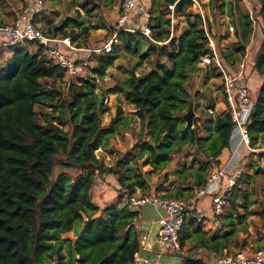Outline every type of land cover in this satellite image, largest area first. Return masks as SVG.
Listing matches in <instances>:
<instances>
[{
    "label": "trees",
    "instance_id": "1",
    "mask_svg": "<svg viewBox=\"0 0 264 264\" xmlns=\"http://www.w3.org/2000/svg\"><path fill=\"white\" fill-rule=\"evenodd\" d=\"M241 1L219 5L221 11L228 7L235 24L237 43L220 49L231 67L246 56L255 32ZM210 2L215 5L218 0ZM106 3L114 8L118 0ZM252 3L262 25V41L253 64L246 59L253 98L247 127L250 146L262 149L264 0ZM171 4H175V16L186 22L182 31L173 36ZM81 5L89 17L100 7L89 0ZM150 12L156 42L139 32H120L119 44L111 52L91 57L90 74L75 82L69 80L64 89L57 84L65 71L47 61L36 43L32 50L27 44L11 48V54L0 63V264H74L73 247L78 256L75 264H139L136 253L141 247L137 228L140 211L129 205L98 204L93 194L96 182L112 176L120 194L127 191L136 195L140 191L141 195H150L151 175L165 169L172 157L186 147L192 148L193 164L172 173L179 182L174 190L160 194L166 191L160 183L157 194L188 201L190 214H195L197 193L206 188L211 172L228 161L234 127L229 109L202 124L195 120L192 126L183 117L193 99L190 79L202 70L201 58L210 50L201 14L193 9L192 0H151ZM80 15L67 16L57 25L47 24L43 31L59 39L69 38L82 47L85 39L80 37L88 36L96 26L91 19L88 23L81 20ZM206 20L211 31L208 16ZM113 32L114 28L109 35ZM2 53L0 50V56ZM123 53L138 58L139 63L135 67L130 63L121 79L102 87L104 77ZM153 55V68L139 72V67ZM205 68L210 69L212 77H220L215 68ZM254 73L259 85L253 91ZM97 77L102 84L96 83ZM108 94H122L126 100L119 101L110 122L103 124V115L110 111L104 102ZM219 102L225 103V96ZM123 105L131 106L129 113H125ZM37 106L49 107L50 117L40 119ZM135 121L139 131L134 145L124 153L111 146L115 136L123 135ZM107 148L117 156L114 165L106 164L97 155L99 149ZM147 165L151 168L144 170ZM261 169L256 168V172L264 174ZM165 180L168 181L167 174ZM244 196L247 199L243 204L248 209L250 195ZM234 197L235 190L231 197L235 206ZM229 217L224 222L217 216L222 229L227 230L210 238L200 223L190 218L181 231L182 264L210 263L198 254L197 248L218 254L231 242L237 245L235 237L244 227L235 222L239 216L232 213ZM70 232L73 236H66ZM188 243L191 246L184 250Z\"/></svg>",
    "mask_w": 264,
    "mask_h": 264
},
{
    "label": "built area",
    "instance_id": "2",
    "mask_svg": "<svg viewBox=\"0 0 264 264\" xmlns=\"http://www.w3.org/2000/svg\"><path fill=\"white\" fill-rule=\"evenodd\" d=\"M46 0H32L23 7L22 11L10 23L0 24V50L11 49L16 46L28 43H36L42 48V54L47 61L59 65L70 78L71 82L78 78L90 74L92 61L91 57L100 53L111 52L113 47L119 44V33L139 32L149 40L156 42L152 35V14L146 8L142 0H121L119 13L114 26V32L108 41L102 46L85 49L88 53L85 57H74L70 51L76 50L70 43L69 38L59 39L44 33L39 25L38 16L45 9ZM198 2L199 0H192ZM200 5V4H199ZM169 9L174 12L175 4L169 5ZM203 19L204 29L209 39L210 50L200 61V66L213 67L220 75L225 96V104L230 110L234 127L230 137V146H233L228 161L216 167L208 178L206 188L197 193V198L207 197L214 215H220L231 205V197L235 188L239 184L244 172L242 148L255 151L250 146V136L248 132V119L253 107V98L250 94V84L246 74V60L243 59L236 66L231 67L221 56L216 44L213 41L212 33L207 26L204 13L199 10ZM140 13L143 16L140 27L131 26L130 21L134 14ZM172 31L174 27V16L171 15ZM234 28L231 26V30ZM63 44V46H61ZM97 84H102L100 78L96 79ZM109 95L104 102L109 101ZM213 117H216L214 110H209ZM123 197L133 208H140L145 204H152L160 209V228L156 236L157 242L162 248V252L180 256L183 252L181 245V231L183 230L188 217L189 202L182 199L166 198L160 194L131 195L123 191ZM197 222H204L211 217L204 211H197L193 216ZM136 258L141 259L139 252ZM142 264H157L147 259H141ZM209 264H264V248L252 253L239 251L236 254L226 253Z\"/></svg>",
    "mask_w": 264,
    "mask_h": 264
},
{
    "label": "rangeland",
    "instance_id": "3",
    "mask_svg": "<svg viewBox=\"0 0 264 264\" xmlns=\"http://www.w3.org/2000/svg\"><path fill=\"white\" fill-rule=\"evenodd\" d=\"M32 0H0V23H10L12 22L16 15L20 13V11L23 9V7L27 4H29ZM224 1H231V0H218L217 4H211L210 0H199L198 2H193V9L195 8L199 11L201 10L204 15L209 17L211 22V28L212 30L217 34L219 31H221L222 37L227 38L229 35L232 37L231 45L233 46L235 43H237V39L235 37V24L233 23V19L228 15V7H224L223 11L219 10V5ZM85 2V0H46L45 1V9L41 13V18H39V25L41 28L45 31L47 24L57 25L60 23V21L67 17H77L79 14L82 16L81 20L88 23L87 20L91 19L92 23L97 26L96 29H92L90 31V34L86 37H80L82 39H85L82 42V46L88 47V48H96L99 46H102L106 40L109 38V34L112 31L113 26L116 23V13H117V7L120 2L118 0V4L116 7L112 8L110 5L106 3V0H89L91 3L99 4L100 7L96 8V11L93 12V16L89 17L85 10L82 8V3ZM241 7L243 12L249 13L253 24L255 27V32L253 35L252 40L254 42L256 41V36L259 34V36H262V25L260 26L258 20L256 19V16L253 12V3L252 0H242L241 1ZM233 15V14H232ZM179 24L186 25L185 19L182 17H179ZM234 18V15L233 17ZM114 24V25H113ZM172 24V23H171ZM177 26V31H179L181 28L180 26ZM105 25V29H98L99 26ZM176 26V24H175ZM231 26L234 28L231 30ZM177 33V32H176ZM179 33V32H178ZM261 34V35H260ZM216 37V36H215ZM220 39H223V38ZM262 41L261 39H259ZM71 41V40H70ZM230 42V41H229ZM253 42V43H254ZM252 44L249 43V45ZM72 45L75 47L77 46L76 43L72 42ZM248 45V46H249ZM27 47H29V50L35 49L36 45L34 43L27 44ZM247 46V47H248ZM11 54V50L6 49L3 50V53L0 56V63ZM132 56L126 55L123 53L122 58L118 59L111 69L108 71L107 75L104 77L103 86L106 87L108 85H113L114 82L121 79L125 74L128 67H130V63L132 64V67L137 66L139 63L138 58H131ZM246 59V56L243 58ZM155 56H151L149 59L144 61L143 65L139 67V72H147L150 69L153 68ZM94 64V62H93ZM205 67H202L201 74L199 75H193L190 79L189 87L195 91L197 89H205L202 92H198L199 96L202 97L204 102L202 103V112L204 111V114L202 116V121L204 122L206 119L210 118V114L206 109L209 107V102L211 97L214 95V92H217L218 96L220 98H224L223 94L224 92H220L222 82L220 83L219 78H214L210 83L204 84L202 82V78L205 74ZM256 78V77H255ZM252 78V85H253V91L257 88L256 79ZM70 80V78L65 75L63 80H59L58 86L60 89H64L67 82ZM78 80V79H77ZM98 89V88H97ZM100 91V88H99ZM109 95V94H108ZM119 94H110L109 101L105 104H107L110 107V111L103 115V124H108L112 118V116L115 114L116 107L119 103L120 97L117 98ZM219 98V99H220ZM218 99V100H219ZM214 102H218L216 99L213 100ZM125 113H129L131 106L123 105ZM37 111L40 112V119H44L47 117H50L51 109L47 106H37ZM197 111L199 112L198 108ZM139 131V123L138 121H135L132 123L128 129L124 132L123 135L119 134L115 136V140L111 142V146H114L116 148H119L121 152H126L131 148L134 143L137 140L136 134ZM110 148V147H109ZM255 151H248V155L243 156V162L245 165V172L235 188V197L234 202L236 205L234 206V203L231 204L229 207H227L223 213L218 215L219 217H222L221 221L226 222L227 217L228 220H230V215H237V219L235 222L238 226L244 227L241 229L240 232L237 233L235 239L238 241V244H242L241 242H244L245 240L251 238L254 234H263L264 232V174L257 173L256 168H262L261 170H264V148H254ZM193 153L194 150L192 148H185L184 151L176 156H173L170 160L168 166L163 169L160 172H155L151 175V178H149V182L151 184V194H156L157 192V186H159L160 183H162L166 189L176 187L178 182V179L176 176H173L172 173L175 171H179L182 169L184 165L191 166L193 164ZM262 154V156H260ZM98 157H100L104 162L108 165H114L117 156L110 153V149H99L97 151ZM243 155V154H242ZM253 156L254 159H253ZM253 159V160H252ZM246 161V163H245ZM151 167L149 165L144 166V170H148ZM165 174L168 175V181L165 180ZM162 192V191H160ZM159 192V193H160ZM248 193L250 206L249 208H245L243 202H245V199H247ZM162 194V193H160ZM123 196V195H122ZM243 196V197H242ZM245 197V198H244ZM244 198V199H243ZM189 218L187 219L188 222ZM227 230L226 227H223V231ZM66 236H73V233H67ZM235 245V246H238ZM235 246H232V242L230 243V247L228 249L229 253L235 254L237 249ZM253 252L257 250V248L253 247ZM185 250V249H184ZM184 252V251H183Z\"/></svg>",
    "mask_w": 264,
    "mask_h": 264
},
{
    "label": "crops",
    "instance_id": "4",
    "mask_svg": "<svg viewBox=\"0 0 264 264\" xmlns=\"http://www.w3.org/2000/svg\"><path fill=\"white\" fill-rule=\"evenodd\" d=\"M120 3H121V0H120V2L118 4V7H117L116 19H117L118 13H119ZM142 3H143V5L146 8H148L150 10L151 0H142ZM195 11H198V10L195 8ZM172 14L174 16V21H173L174 22V27H173V31H172V27H171V35L173 36L174 34H178V32L180 33L182 31L184 25L183 24H179L180 18L176 17L174 12L171 11L170 17H171ZM39 18H41V14L38 16V19H37L38 22H39ZM142 19H143L142 14H140V13L134 14L133 18L130 21L131 26L139 28ZM175 24H176V26H175ZM178 24H179V26L181 28L179 31H177L178 30L177 29ZM114 26H113V28H114ZM96 28H97V26H96ZM105 28H106L105 25H101V26L98 27V29H105ZM211 33H212L213 41L216 44V46H217L219 51H220V49H226V48L232 46L230 44L231 41H232V37L230 35L227 38H224V37H222L223 34H221V31H219L216 34L212 30V28H211ZM221 37L223 39H220ZM261 37L262 36H259V34H258L256 36V41L254 42V40H252V44L247 47L246 59L247 60H251L252 64L254 62L255 53H256L257 49L259 48V39H261ZM218 41H219V43H218ZM70 43H71V41H70ZM162 43L163 42H159V44H162ZM165 43H167V42H165ZM61 46H63V44H61ZM74 48L76 50L70 51V53H72V55L74 57H85V56H87L88 53L86 52L85 49H87L88 47H85V46L77 47V46H75ZM201 71L197 75L201 74ZM253 76L257 77L256 78V83H257V85H259V82H258L259 81V77H258V75L254 73ZM107 77H109V76L107 75ZM216 78H219L220 83H221L220 77H216ZM212 79H213V77H212V75L210 73V69L206 68L204 77L202 78V82L204 84H206V86H207V84L210 83L212 81ZM220 85H222V84H220ZM204 90H206V88L203 89V90L202 89H200V90L197 89L195 91H193L191 89V92L193 94V99H194V107H195V104H196V107L194 108V111H195V119H194V121L197 120L198 124H202L203 123L202 116L204 114V111L202 112V108H203L202 107V105H203L202 103L204 102V100L202 99V97L199 96L198 92L199 91L202 92ZM217 92H219V91H217ZM217 92H214V95L211 97L210 102H209L210 105H209L208 109H206L209 114H210V112H209L210 109L214 110L216 115L222 114V113H224L227 110L226 104L224 102H219L218 99L220 98V96H218ZM220 92H223V86H221ZM119 97H120V99H122V101L126 100L125 96L122 95V94H119V96H117V98H119ZM223 97H224V94H223ZM214 99H216L218 102L217 103L216 102L213 103ZM197 108H198L199 112L197 111ZM210 116L213 117L211 114H210ZM232 149H233V146L231 147V150ZM248 151L249 150L247 148H242L241 154H243V156L248 155ZM254 157L255 156H253V159H254ZM245 163H246V161H245ZM118 187L119 186L117 185L116 179L114 177H112V176H107L105 180H98L96 182L95 186H94V189H93V194H94L95 201L98 204H101V205L115 204L118 207H123V206L129 205L126 202V199L122 196V194H120V192L117 191ZM172 190H174V187H172V188L169 187V188L166 189V191L164 190V191H162L160 193L169 192V191H172ZM136 195H141V192L138 191L136 193ZM131 208L132 209H136V208H133V207H131ZM194 209H195V212L204 211V212L208 213V215L211 217L210 219H207L204 222H198L203 227L205 232H207V236L209 238L212 235H214V234H219V233H223L224 232L223 229H222L220 221L217 220V216L218 215H214L213 214V212L211 210V207H210V201H209V199L206 196L198 198V201L196 202ZM136 210H138V209H136ZM156 213L157 212L153 208H151L148 211V216H153ZM191 214L192 215H190L188 217L189 219L192 218V216H193V213H191ZM144 218H145V216H142L141 213H140L139 220H138V223H137V228L139 230V233L142 235V237L144 236L143 238H144V241H145L146 238H147V235L149 234V231L147 230V228H145V227H147V223L144 222L143 223L144 227L142 229L139 228L140 219H144ZM151 218H149V219H151ZM241 243L242 244H238V246H235V243L232 244V246H235V248L237 249L236 253H238L239 251L252 253L253 252L252 250H254L253 247L254 248L256 247L257 250L258 249H262V248H264V232H263L262 235L256 233L251 238H249V239H247V240H245L244 242H241ZM190 246H191V244L188 243V245L186 246L185 250L188 249ZM229 248H231V247L229 246L223 252L218 253V254L211 253L210 251L207 252V250H205L203 248H197V250H198V254H202L208 260V262H212V261H215L217 258H219L221 255L229 253V251H228ZM140 249H141V247H140ZM138 252H140V251H138ZM139 256H140V254H139ZM173 256H175V255H173ZM141 259H137L136 258V260L138 261L139 264H142V260ZM157 264H159V263H157Z\"/></svg>",
    "mask_w": 264,
    "mask_h": 264
},
{
    "label": "water",
    "instance_id": "5",
    "mask_svg": "<svg viewBox=\"0 0 264 264\" xmlns=\"http://www.w3.org/2000/svg\"><path fill=\"white\" fill-rule=\"evenodd\" d=\"M183 117L187 121L188 126H192L195 119V111H194V99H191L188 111L183 114ZM153 208L157 213L153 216H148V211ZM142 216H145L144 219H140L139 228L142 229L144 227L143 223H147V230L149 234L147 235L146 240L144 241V236L139 235L140 240V257L143 259H147L151 262L159 263V264H182L183 258L181 256H173L167 253L162 252V248L160 244L156 241V236L158 234L160 228V213L161 210L156 208L152 204H145L138 208ZM152 217V218H151ZM151 218V219H149ZM141 232V231H140ZM73 249V263L75 264L77 261V254L75 247Z\"/></svg>",
    "mask_w": 264,
    "mask_h": 264
}]
</instances>
